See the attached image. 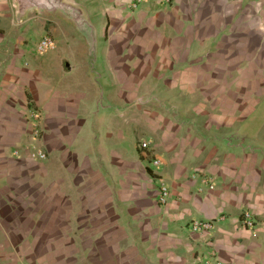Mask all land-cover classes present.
<instances>
[{"label": "crops", "instance_id": "crops-1", "mask_svg": "<svg viewBox=\"0 0 264 264\" xmlns=\"http://www.w3.org/2000/svg\"><path fill=\"white\" fill-rule=\"evenodd\" d=\"M65 1L0 0V264H264V0Z\"/></svg>", "mask_w": 264, "mask_h": 264}, {"label": "built area", "instance_id": "built-area-1", "mask_svg": "<svg viewBox=\"0 0 264 264\" xmlns=\"http://www.w3.org/2000/svg\"><path fill=\"white\" fill-rule=\"evenodd\" d=\"M146 0H132L131 4L132 7L137 8L142 3H144ZM163 2H170L171 0H160ZM53 42L50 38L44 37L39 42V50L41 52H46L50 48H52ZM41 113L39 111H33L32 112V119H31V125H32V136L35 142L40 138L42 129H41ZM149 147L148 141H142L141 142V148L146 149ZM33 156L37 160H46L47 159V152H45L43 149L39 148L36 144L33 145L32 150ZM153 167L158 168L162 165V161L158 158H153L152 160ZM202 182L206 184L210 189H213L215 186V182L213 181V178L209 176L203 177ZM170 198V189L168 185L160 179L159 181V201L162 204H165L168 199ZM223 218V217H221ZM240 224L243 227L246 228H254L257 225L256 219L253 217V214L250 211L243 212L241 218L239 219ZM193 231L196 232H207L214 228V221L212 220H193L190 224ZM219 264L220 262H214L211 259L204 260L203 264Z\"/></svg>", "mask_w": 264, "mask_h": 264}, {"label": "water", "instance_id": "water-1", "mask_svg": "<svg viewBox=\"0 0 264 264\" xmlns=\"http://www.w3.org/2000/svg\"><path fill=\"white\" fill-rule=\"evenodd\" d=\"M14 2L17 11V19L19 21H21L30 10H36L40 13L63 11L74 17L80 15L79 9L65 0H14Z\"/></svg>", "mask_w": 264, "mask_h": 264}]
</instances>
